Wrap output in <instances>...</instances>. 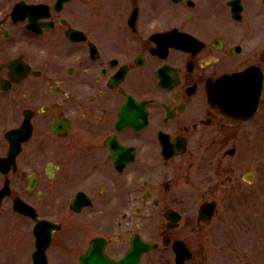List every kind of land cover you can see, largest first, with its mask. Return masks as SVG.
<instances>
[{
	"label": "flooded vegetation",
	"instance_id": "af4514ba",
	"mask_svg": "<svg viewBox=\"0 0 264 264\" xmlns=\"http://www.w3.org/2000/svg\"><path fill=\"white\" fill-rule=\"evenodd\" d=\"M254 134L264 0H0V216L30 226L31 263L19 206L48 264L120 263L138 240L139 264H223L224 183L200 191L198 170L235 185ZM258 212L231 222L264 264Z\"/></svg>",
	"mask_w": 264,
	"mask_h": 264
},
{
	"label": "rangeland",
	"instance_id": "374dc122",
	"mask_svg": "<svg viewBox=\"0 0 264 264\" xmlns=\"http://www.w3.org/2000/svg\"><path fill=\"white\" fill-rule=\"evenodd\" d=\"M253 138V142H248L245 137L242 138L238 154L234 158L238 165L234 173L235 185L228 184V174L216 176L218 174L217 162L215 164L209 161L212 159L210 157L206 158V163L210 165L206 164L205 168L198 170V174L201 175L202 172L205 174L204 177L198 176L197 183L200 191L206 189L210 191L214 183H224L219 191L213 193L214 197L222 200L217 221L223 218L227 223L226 229L223 228L221 231L223 264H231L234 261L238 264H255L253 260L248 259L251 254L250 246L253 245L248 230L243 227L234 229L231 222L233 212L247 214L255 211L259 213L258 210L264 207V135L254 134ZM213 163L214 165H211ZM250 171L254 172V178L251 183H248L243 180V175ZM231 192L238 193V195H232ZM244 225L246 226L245 223ZM28 228L25 222L11 214L0 216V264H32L30 253L34 246L32 235L25 230ZM232 240L233 243L230 246L229 242ZM225 257L237 258L232 260L225 259Z\"/></svg>",
	"mask_w": 264,
	"mask_h": 264
},
{
	"label": "water",
	"instance_id": "95a60500",
	"mask_svg": "<svg viewBox=\"0 0 264 264\" xmlns=\"http://www.w3.org/2000/svg\"><path fill=\"white\" fill-rule=\"evenodd\" d=\"M246 179L249 181H252V179L247 177V176H246ZM0 202H1V196H0ZM26 207L28 208L29 206H26ZM210 207L212 208L211 204H208V203L205 204L202 207V213H204L207 208L210 209ZM18 209L22 213H25L27 215H31L37 221V226L35 228V235H36L37 242H36V252L34 253V256H33V264H48L47 260H46V255H45L47 245L41 244L40 236H39L40 235V227H41L42 223H45V222L37 220L36 214L33 213V210H32V212H29L25 207H20V206L18 207ZM47 224H50V223H47ZM153 247L154 246L152 244L144 242L142 240H139V241H137V243H135L134 249L129 254L127 259L123 260L121 263H113L110 261H106L105 264H139L142 254L144 252L148 251L149 249L153 248ZM178 254H179V256H181L180 253H178ZM81 263L82 264H104L102 262L96 263V262L90 261L86 258H82Z\"/></svg>",
	"mask_w": 264,
	"mask_h": 264
}]
</instances>
